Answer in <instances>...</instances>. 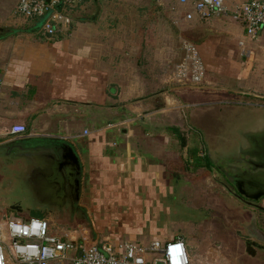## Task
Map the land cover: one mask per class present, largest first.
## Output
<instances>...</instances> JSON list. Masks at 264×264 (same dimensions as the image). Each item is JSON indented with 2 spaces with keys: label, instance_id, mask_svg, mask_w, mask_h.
<instances>
[{
  "label": "crops",
  "instance_id": "crops-1",
  "mask_svg": "<svg viewBox=\"0 0 264 264\" xmlns=\"http://www.w3.org/2000/svg\"><path fill=\"white\" fill-rule=\"evenodd\" d=\"M19 1L2 0L0 15L9 8L13 12H7L6 18L16 16ZM244 1L227 0L228 9L235 10ZM89 3L80 9L89 10ZM96 20L87 25L96 29ZM185 23H193L199 34L195 41L187 39L197 46L205 66V80L199 87L174 86L167 70H160L159 76L158 70L142 67V53L136 64L116 67L117 51L94 36H82L77 26L68 33L63 29L55 38L41 32L1 38L0 201L30 193L28 200H35L41 189L30 184V178L39 174L36 179L41 182L44 172L71 164L72 149L82 168L81 200L74 204L87 221L81 226L93 230L98 239L107 232L114 241L124 234L136 240L150 226L149 232H157L150 218L160 216L161 202L173 192L172 174L181 175L179 165L186 174L192 172L194 162L197 169L216 170L202 154V123L208 116L219 126L231 114L204 106H221L223 94L251 95L253 48L264 44V32L256 42L245 40L244 29L231 16ZM241 41L245 48L239 46ZM182 57L183 51L178 64ZM15 125H25L27 133L11 136ZM9 208L0 204V222L23 219ZM102 224L108 229H102ZM116 224L122 230L114 229ZM251 232L247 240L254 253L247 264H264V233Z\"/></svg>",
  "mask_w": 264,
  "mask_h": 264
},
{
  "label": "rangeland",
  "instance_id": "rangeland-1",
  "mask_svg": "<svg viewBox=\"0 0 264 264\" xmlns=\"http://www.w3.org/2000/svg\"><path fill=\"white\" fill-rule=\"evenodd\" d=\"M89 6L91 7L89 10L80 9L81 11L72 14L70 22L65 25V32L68 33L77 26L82 36L88 34L96 37L95 41L99 43L103 42L104 45L109 43V47L118 54L115 58L116 67L122 63H126L127 68L136 64L139 54L142 53L140 59L142 67L158 70L159 76L160 70L165 69L168 71V77L170 75L173 80L182 54V41L187 39L195 41L199 37V34H196L197 28L193 29V23L182 22L181 16L189 9L183 8L176 0H90ZM7 12H13V9L8 8ZM7 12L0 15L2 27L26 25L24 21L20 24L15 15L10 14L6 18ZM95 20L99 23L95 24L96 29L92 24L87 25ZM85 26L89 28L86 29ZM261 44L262 42L259 43L260 46L253 48L252 77L249 84L251 95L238 94V97L233 98L234 96L223 94L221 106L210 104L204 108L210 109L214 106L212 110L217 111L221 108L226 112H232L233 119L236 115L245 118L248 110L256 111L252 106L264 104V44ZM172 84L179 86L176 81H172ZM207 117L203 120L202 127L206 132V140L211 148L215 149L219 133L229 136L228 134L233 132H228V127L222 128L220 123L219 126L212 124V120ZM252 124L251 120L247 123L249 126ZM236 126L240 127L242 124ZM203 145L204 156L208 154V149L207 144ZM191 165L194 169L189 174L182 170L181 164L178 169L181 175L178 177L172 174L169 187L173 192L167 194L161 202L164 208L160 216L150 218V223L157 225L158 231L149 232L151 226L147 227L148 230L138 236L136 242L148 244L157 237L185 236L192 264H247L250 256L246 252L245 241L251 238L252 229L253 234L260 233L263 236L264 212L243 204L229 194L228 189L232 190L233 186L226 184L223 175L217 169H213L212 166V169L203 168L204 166L197 169L196 162ZM182 175H187V178H182ZM258 205L264 208V203ZM52 223L57 230H63L70 237L77 238L89 233L92 238H97L93 230L81 226V223L87 225V221L81 215L73 221L59 219L53 220ZM102 229H108V226L102 224ZM114 229L118 231L122 230V227L116 224ZM107 237L109 236L106 232L99 236V240H106ZM130 237L129 234H124L120 236V241L129 240Z\"/></svg>",
  "mask_w": 264,
  "mask_h": 264
},
{
  "label": "built area",
  "instance_id": "built-area-1",
  "mask_svg": "<svg viewBox=\"0 0 264 264\" xmlns=\"http://www.w3.org/2000/svg\"><path fill=\"white\" fill-rule=\"evenodd\" d=\"M189 10L186 21L231 16L244 29V39L259 40L264 32V0H245L229 10L227 0H176ZM86 0H20L18 18L44 20L41 33L62 32ZM245 48V41L239 42ZM183 57L176 66L175 81L184 87H198L205 80V66L197 46L184 40ZM244 53H248L244 51ZM3 81L0 77V99ZM19 137L27 133L25 125L9 131ZM88 135V131L85 132ZM48 220L6 218L0 222V264H192L186 240L178 236L169 241L153 239L148 244L136 240H99L89 233L70 237Z\"/></svg>",
  "mask_w": 264,
  "mask_h": 264
},
{
  "label": "flooded vegetation",
  "instance_id": "flooded-vegetation-1",
  "mask_svg": "<svg viewBox=\"0 0 264 264\" xmlns=\"http://www.w3.org/2000/svg\"><path fill=\"white\" fill-rule=\"evenodd\" d=\"M85 11V8H84ZM2 35V33H0ZM3 37H0V39ZM255 112H251L250 110L247 111V114L245 118H242L240 115H236L233 119L232 112H230L231 116L227 120L220 121V126L222 128L227 129L228 132H233L232 134H228L229 136H225L221 133L218 134L219 138L217 141V146L215 149L211 148V145L206 140V132L205 134V144H207V151L208 154L206 155L208 161H210L214 166L216 167L217 171H219L225 181L226 184L232 185L233 189L229 190V194H232L235 196L237 200L242 202L245 205L254 207L258 210H264L263 207L259 206L258 204L264 203V199H261L259 201H252L250 199H247L243 196H241L236 189V183H238L240 180V176L246 174V173H257V170L253 168L252 165L259 164L257 161H255L251 157V147L252 143L249 138V136H244V132L246 129H248L250 126L247 125V123L251 120H253V117H255L258 113L260 115L264 114V104H257L252 106ZM239 116V117H238ZM232 125H229V123ZM228 123V124H226ZM242 124L240 127H235L236 124ZM247 125V126H246ZM233 126V128H232ZM232 128V129H231ZM52 174V171L50 172ZM39 174H35L30 178V184L42 186L41 182H38L36 179V176ZM43 177H39V181H42V178H44L45 175L41 174ZM16 180H19L17 178ZM22 180V179H21ZM20 181V180H19ZM23 181V180H22ZM35 187V188H36ZM23 188V185H21L20 189ZM226 188V187H225ZM36 192V189H34ZM70 191V190H69ZM69 199H67L65 202H59L57 195H51V200L48 203L45 204V207H42L43 213L45 216L52 220H68L73 221L75 220L79 215L80 211L78 210V207H75V200L76 195L72 192L68 193ZM26 195V196H25ZM21 196V199L18 200H11L6 198L5 200L0 201L1 205L4 206H10V210H14L17 214L21 215L23 218L28 217L29 207L28 206H38L39 202L42 199V195L35 194L36 199L35 200H28L29 195L25 194ZM46 196V195H45ZM40 197V199H38ZM23 199V200H22ZM76 205V204H75ZM246 252L248 256H250V252H248V249L251 250L252 244L249 242V240L246 239Z\"/></svg>",
  "mask_w": 264,
  "mask_h": 264
},
{
  "label": "water",
  "instance_id": "water-1",
  "mask_svg": "<svg viewBox=\"0 0 264 264\" xmlns=\"http://www.w3.org/2000/svg\"><path fill=\"white\" fill-rule=\"evenodd\" d=\"M11 28L0 27V37H5L11 34ZM253 124L245 130L244 136H249L252 147L250 151L251 157L259 164L252 165L257 173H246L240 176V181L236 183L237 192L252 201L264 199V114L259 113L253 117ZM73 158L72 163L68 166L62 164L59 170L46 171L43 173L40 186L42 199L38 206H29L28 217L25 220L38 219L48 220L52 223V219L48 218L43 213L45 204L51 200V195H57L59 202H65L69 199V192L76 195L75 204H79L81 200V165L72 149H70ZM69 168V169H68ZM43 176H40V178ZM70 190V191H69ZM46 195V196H45ZM259 245V244H257ZM250 254L254 253L253 248L248 249Z\"/></svg>",
  "mask_w": 264,
  "mask_h": 264
},
{
  "label": "trees",
  "instance_id": "trees-1",
  "mask_svg": "<svg viewBox=\"0 0 264 264\" xmlns=\"http://www.w3.org/2000/svg\"><path fill=\"white\" fill-rule=\"evenodd\" d=\"M87 2V0H86ZM85 2V3H86ZM28 21H31V20H28ZM32 22V25H24L23 27H18V28H11V34L12 35H18V34H24V33H35V32H41V28L43 26V22L44 20L42 19H36L34 21H31ZM67 34V33H66ZM45 37H48V38H55L57 36H60L62 35V32H58V33H55L54 35H45L43 34Z\"/></svg>",
  "mask_w": 264,
  "mask_h": 264
}]
</instances>
